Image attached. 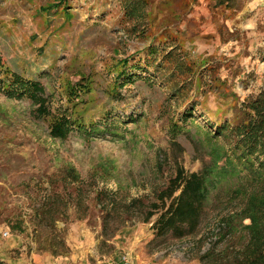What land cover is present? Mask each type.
Here are the masks:
<instances>
[{
	"label": "rangeland",
	"instance_id": "1",
	"mask_svg": "<svg viewBox=\"0 0 264 264\" xmlns=\"http://www.w3.org/2000/svg\"><path fill=\"white\" fill-rule=\"evenodd\" d=\"M147 1L145 22L128 32L135 22L123 20L120 0H0L1 62L40 81L55 106L65 105L68 83L84 78L89 92L75 111L93 127L92 134L73 131L65 141L53 140L27 100L0 91V264H112L124 253L136 264H201L198 256L214 241L207 224L217 210L207 211L194 237L156 243L151 224L121 227L116 218L109 225L113 235L103 237L102 213L92 198L83 219L69 210L56 223V235L38 239L34 232L32 209L48 192L46 177L64 166L92 188L115 190L120 182L140 196L175 163L188 172L217 156L218 168L236 164L208 133L237 120L242 103L263 85L264 8L250 10L252 0ZM176 55H186L197 71L190 87H181L184 77L167 62ZM124 60L120 89L113 84ZM159 159L162 174L155 170ZM235 171L238 176L217 184L220 198L244 174L238 165ZM53 237L64 241L66 256L51 255Z\"/></svg>",
	"mask_w": 264,
	"mask_h": 264
},
{
	"label": "trees",
	"instance_id": "2",
	"mask_svg": "<svg viewBox=\"0 0 264 264\" xmlns=\"http://www.w3.org/2000/svg\"><path fill=\"white\" fill-rule=\"evenodd\" d=\"M225 1L218 0V4ZM120 4L123 20L135 22L128 32H135L137 24L146 20L148 1L120 0ZM178 47L169 52L168 56L176 53L180 49ZM185 56L169 57L167 62L174 64L175 73L184 77L181 87H190L197 71ZM122 64L123 68L116 75L113 84L120 89L126 84L119 80L126 74L127 60ZM127 78V82L131 83L132 79ZM196 78L198 80L199 76ZM85 81L80 77L78 81L68 83L63 97L65 105L55 106L40 81L26 79L11 72L0 60V91L8 98L27 100L33 107V118L47 125L48 136L53 140L65 141L73 131L93 133V127H87L75 111L76 101L83 93L89 92ZM177 94L176 92L175 95ZM110 95L117 97L118 91L111 92ZM238 111L240 117L237 120L221 122L214 126L212 133H208L211 139L220 140L227 146L230 158L236 164L218 168L215 160L220 157L217 156L210 161L209 166H204L200 171L188 172L175 163L171 173H167L161 182L150 185L147 194L131 196L120 182H116L115 190L106 187L92 188L87 186L71 166H64L50 174L45 181L47 194L32 209L36 236L38 239L42 238L46 232L56 235V223L66 219L69 210L75 219H83L88 212V198L93 199L102 213L103 237L113 235L109 225L116 218L120 219L121 227L134 222L151 224L154 237L152 242L156 243L166 238L181 240L194 237L198 234L207 211L217 210L213 220L207 224L214 241L209 249L198 256L200 263L264 264V76L257 95L247 98ZM190 114L191 112L185 113V118ZM172 131L176 134L180 132L175 127ZM223 156L227 162L229 156ZM162 162L165 163L159 159L155 167L161 174L164 168ZM237 165L244 174L226 188L222 199L217 184L228 175L238 176L235 171ZM48 245L53 256L64 257L68 254L61 238L53 237Z\"/></svg>",
	"mask_w": 264,
	"mask_h": 264
},
{
	"label": "built area",
	"instance_id": "3",
	"mask_svg": "<svg viewBox=\"0 0 264 264\" xmlns=\"http://www.w3.org/2000/svg\"><path fill=\"white\" fill-rule=\"evenodd\" d=\"M2 235L6 237L8 236V233L4 232ZM112 264H136V263L134 262V259H132V257L129 254L124 253V254H121Z\"/></svg>",
	"mask_w": 264,
	"mask_h": 264
},
{
	"label": "crops",
	"instance_id": "4",
	"mask_svg": "<svg viewBox=\"0 0 264 264\" xmlns=\"http://www.w3.org/2000/svg\"><path fill=\"white\" fill-rule=\"evenodd\" d=\"M252 5L250 6V10L256 8L257 9H260L261 7L264 8V0H252Z\"/></svg>",
	"mask_w": 264,
	"mask_h": 264
},
{
	"label": "water",
	"instance_id": "5",
	"mask_svg": "<svg viewBox=\"0 0 264 264\" xmlns=\"http://www.w3.org/2000/svg\"><path fill=\"white\" fill-rule=\"evenodd\" d=\"M247 28H250V27H247Z\"/></svg>",
	"mask_w": 264,
	"mask_h": 264
}]
</instances>
